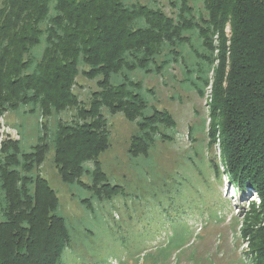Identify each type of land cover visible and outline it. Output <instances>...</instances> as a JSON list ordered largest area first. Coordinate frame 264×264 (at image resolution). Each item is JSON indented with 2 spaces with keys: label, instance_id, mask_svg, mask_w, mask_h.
Instances as JSON below:
<instances>
[{
  "label": "trees",
  "instance_id": "1",
  "mask_svg": "<svg viewBox=\"0 0 264 264\" xmlns=\"http://www.w3.org/2000/svg\"><path fill=\"white\" fill-rule=\"evenodd\" d=\"M202 2L204 13L197 11V15L186 0L174 2L179 8L176 19L158 7L131 0L0 2V117L21 110L55 121L52 128L46 121L36 124L38 142L29 150L22 148L21 139L0 143V264H68L69 255L70 261L76 259L79 234L59 211L58 196L40 172L47 151L52 148L63 183L90 192L83 201L86 207L94 200L103 203L116 198L122 188L111 185L98 160L110 146L103 109L136 122L128 152L133 158L148 157L158 127L160 137L169 139L166 130L174 129L176 123L166 110L147 113L149 92L132 78V72L164 76L169 63L182 57L187 42L194 58L185 65L184 82H193L191 91L196 89L206 102L214 62L223 66L216 73L209 113L220 120L207 133L213 142L216 135L219 139L225 170L212 166L217 178L227 173L233 185L240 189L248 185L260 195L262 205L251 208L245 232L254 259L259 256L264 261V0ZM226 25L229 44L215 46L213 37L224 35ZM79 74L96 82L88 107L82 102L81 106L73 92ZM114 74L123 75V80L113 84ZM194 74L197 80H192ZM66 111H73L70 120L57 119ZM205 122L201 120L202 130ZM149 206L152 222L142 221V237L162 242L153 249L144 248L136 258L127 257L135 263L149 259L150 264H166L173 252H182L191 236L183 216L188 202L178 200L166 207L159 198ZM99 218L94 213L91 220ZM84 254L83 247L76 264H93V253ZM105 257L101 264H109L115 256Z\"/></svg>",
  "mask_w": 264,
  "mask_h": 264
},
{
  "label": "rangeland",
  "instance_id": "2",
  "mask_svg": "<svg viewBox=\"0 0 264 264\" xmlns=\"http://www.w3.org/2000/svg\"><path fill=\"white\" fill-rule=\"evenodd\" d=\"M177 1L181 2V0H131L134 4L158 7L174 19L179 11L174 5ZM186 2L188 6H194L196 15L197 11H203L202 0ZM229 32L230 28L226 25L224 35L213 37L214 45L222 46L225 43L227 46ZM191 43L196 44L194 37ZM184 45L182 57H179L177 62L172 60L169 63L167 69L163 71L164 76L153 74L145 76L143 72L137 75V79L143 83V89H151L153 92L149 93L152 95H147L149 101L147 113H151L152 109L166 110L176 123L174 129L166 130L169 139L160 137L162 129L158 127L160 131L154 137L153 147L147 152L148 157L138 155L137 158H133L128 152L131 138L136 131V122H129L122 114H111L103 109L110 146L98 160L111 185L122 188V192L116 198L103 203L94 200L91 207H86L87 204L83 201L89 197L90 192L78 185L69 186L63 183L53 162L52 148L47 151L40 167L41 175L57 194L59 211L67 218L68 225H73L79 234L77 242L79 246L75 248L78 255L73 262L70 261L69 255L68 264L77 263L80 254L83 253V247L86 250L83 256L90 257L93 253L95 257L93 264H101L108 253L115 256L111 258L109 264H118L119 260L128 264H150L149 259L135 263L127 256L130 254L136 258L137 253L142 252L144 248L153 249L158 246L159 241L162 242V239L143 238L141 226L143 220L147 224L152 222L149 204H156L159 198H162L166 207L178 200L184 204L188 202L189 207L185 208L186 213L183 216L188 222L191 236L182 252L178 254L173 252L166 264H264L259 256L254 259V250L249 245L245 232L249 224L248 218L252 213L251 208L257 210L262 205L260 195L248 185L244 184L242 189L233 185L227 173L217 178L212 166L216 164L219 171L225 170L218 147L219 139L216 135L214 143L210 132L207 133L220 120L216 116L211 118L209 113L210 104L214 103L215 98L216 73L223 69V66L221 62H214L215 70L209 75L210 83L205 93L211 96L206 102L205 97L201 98L195 91H191L192 88L187 82L182 85L174 84L176 80L182 79L181 68L186 70L185 65L194 58L192 46L188 42ZM172 75L176 78L175 81L171 78ZM122 80L121 74H114L111 77L113 84H118ZM95 89H97L95 80L82 74L76 77L73 92L85 107L89 106L90 94ZM143 89L141 92L144 93ZM72 113L73 111L63 112L57 119L68 121ZM204 118L206 122L202 130L200 123ZM44 121L49 128L55 123L54 119L37 117L35 113L23 114L21 110L19 114L6 112L0 117V143L19 138L22 148L29 150V147L38 142L36 124L40 125ZM190 126H193L192 133H189ZM86 166L93 168L92 162H87ZM82 181L89 182L86 176L82 177ZM196 205L200 208H196ZM94 213H98L101 219L91 220ZM157 213L161 215V212ZM87 243L90 246L84 245ZM129 245L132 249L128 251L125 247ZM89 247L92 248L91 252Z\"/></svg>",
  "mask_w": 264,
  "mask_h": 264
},
{
  "label": "crops",
  "instance_id": "3",
  "mask_svg": "<svg viewBox=\"0 0 264 264\" xmlns=\"http://www.w3.org/2000/svg\"><path fill=\"white\" fill-rule=\"evenodd\" d=\"M179 64H180V63H179ZM186 71H187V69L184 70V69L181 68V76H182V79H181V80H178V81H177L176 78L174 77V75L171 76V78H173L174 81L176 80V83H174V84L182 85V84L186 83V82H184V80H185L184 77H185V75H186ZM140 72H141V71H139V70H134V71L132 72V78H133L136 82L139 81V80L137 79V75L140 74ZM187 74H188V73H187ZM140 75H141V74H140ZM147 75H148V74H147ZM145 76H146V74H145ZM187 78H189V77H187ZM192 80H197V76H196V74H194V76L192 77ZM187 83L189 84L190 87L193 85V82H191L190 80H187ZM147 91H148L149 93H153L151 89H147ZM193 91H195V92L197 93L196 89H194ZM18 139H19V138H18Z\"/></svg>",
  "mask_w": 264,
  "mask_h": 264
}]
</instances>
